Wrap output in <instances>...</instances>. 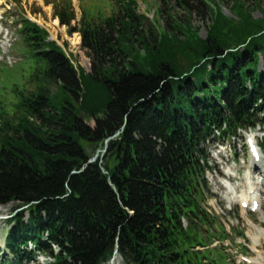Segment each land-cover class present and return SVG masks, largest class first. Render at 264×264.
<instances>
[{"label": "trees", "instance_id": "obj_1", "mask_svg": "<svg viewBox=\"0 0 264 264\" xmlns=\"http://www.w3.org/2000/svg\"><path fill=\"white\" fill-rule=\"evenodd\" d=\"M196 1L212 19L205 38L188 19L194 0H177L184 18L164 0L163 28L136 0L76 24L70 3L55 6L80 33L91 72L22 20L38 85L0 127V205L14 214L1 264L38 253L53 264H105L116 253L124 264L190 263L183 238L203 243L191 229L210 218L208 143L264 124V15L239 2L232 18Z\"/></svg>", "mask_w": 264, "mask_h": 264}, {"label": "rangeland", "instance_id": "obj_2", "mask_svg": "<svg viewBox=\"0 0 264 264\" xmlns=\"http://www.w3.org/2000/svg\"><path fill=\"white\" fill-rule=\"evenodd\" d=\"M136 1L139 14L150 17L160 28L165 26L166 15L162 12L164 0ZM211 1L222 13L232 18H237L233 7L239 2L248 8L254 18L264 15V0ZM123 2L128 0H0V127H3L4 121H15V115L19 112V103L38 85V65L25 47V40L20 32L22 20L27 18L39 23L48 31L49 39L57 41L76 66L91 72V59L87 50L82 47L80 33H69L68 27L61 25L56 18L54 7L68 6L70 3L75 13L73 24H76L83 16L85 20L91 21L116 14ZM169 2L177 9L176 15L187 17L188 14L181 7H177V0H169ZM193 4L194 11L188 19L199 35L205 38L212 19L208 13L204 16L199 13L201 8L197 7L196 0ZM262 116L264 120V113ZM90 122L94 124L93 120ZM253 135L257 136L258 142L264 140V124L242 131L239 136L231 140L208 143V164L211 168L207 169L204 176L207 192H204L202 202L212 214L210 213L207 223L199 222L198 227L191 229L193 238L203 243L194 242L196 247L193 248L189 245L193 239H189V235L183 238L182 248H184L183 244L189 248L188 258L191 261L188 264H258L259 262L255 261L259 260L264 263V209L254 212L251 206L244 207L240 202L231 203L226 200L223 197L226 188L221 183L227 180L231 169L239 167L240 172L239 175L237 174L239 179L234 177L232 185L240 191L243 189L240 195L246 193L248 180L246 175L249 171L247 167L253 159L248 143L252 141ZM101 150L99 148L95 152L96 157ZM262 163L264 165V160ZM12 208V204L0 205V245H4L6 231L10 227L6 219L11 214L14 215ZM183 224L189 229L186 218L183 219ZM259 230H261L262 239L256 249L251 234L255 235ZM112 258L117 264H124L118 253ZM0 260H7L3 252L0 253ZM53 261L54 258L41 256L38 257L37 263L27 264H50ZM105 264H110V261Z\"/></svg>", "mask_w": 264, "mask_h": 264}, {"label": "bare ground", "instance_id": "obj_3", "mask_svg": "<svg viewBox=\"0 0 264 264\" xmlns=\"http://www.w3.org/2000/svg\"><path fill=\"white\" fill-rule=\"evenodd\" d=\"M261 162L262 161H260V159L254 158L250 166L247 167L249 171L246 175L248 179L246 183V189H247L246 193H243L241 195L240 194L235 195L234 191L237 188L234 187L232 183H230L231 179H229L230 182L228 181L221 182L227 189L223 197L232 203L240 202L243 204L244 202H247L248 206L254 207L256 205L262 211L264 209V195H261L258 197V191L262 190L263 186H261V184L264 183V165ZM239 170H240L239 167H235L231 169V171H229V174H232V175L234 174V177L239 179L237 173L232 172V171L238 172ZM258 174H259V177H257L258 180H256V176ZM243 179L245 178L243 177ZM261 194H262V191H261ZM251 237H252L254 248L257 249L258 245L261 244V239H262L261 230H259L255 235L251 234ZM255 262L263 263V261L261 260L255 261ZM110 264H117V263L112 258V260L110 261Z\"/></svg>", "mask_w": 264, "mask_h": 264}, {"label": "water", "instance_id": "obj_4", "mask_svg": "<svg viewBox=\"0 0 264 264\" xmlns=\"http://www.w3.org/2000/svg\"><path fill=\"white\" fill-rule=\"evenodd\" d=\"M108 141V140H107ZM107 141H106V144H105V149H106V147H107ZM105 149H104V151H105ZM96 158V156L92 159V160H94Z\"/></svg>", "mask_w": 264, "mask_h": 264}]
</instances>
